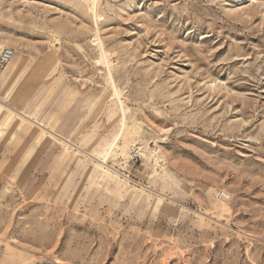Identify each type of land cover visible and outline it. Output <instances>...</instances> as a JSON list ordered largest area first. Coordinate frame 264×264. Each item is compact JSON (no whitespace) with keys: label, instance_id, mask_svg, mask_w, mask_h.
<instances>
[{"label":"rangeland","instance_id":"rangeland-1","mask_svg":"<svg viewBox=\"0 0 264 264\" xmlns=\"http://www.w3.org/2000/svg\"><path fill=\"white\" fill-rule=\"evenodd\" d=\"M0 45V264H264V0H0Z\"/></svg>","mask_w":264,"mask_h":264},{"label":"bare ground","instance_id":"bare-ground-1","mask_svg":"<svg viewBox=\"0 0 264 264\" xmlns=\"http://www.w3.org/2000/svg\"><path fill=\"white\" fill-rule=\"evenodd\" d=\"M94 1L95 0H93V2ZM91 10H92L93 16L95 18L98 17L97 8L94 5L92 6ZM96 39H97V36L94 35L93 42H95ZM0 48H2V45H0ZM15 58H16V52L13 50V55L11 56V58L9 59V61L6 63L7 66H6L5 70H7V71H12L13 70ZM55 83H56V80H46L44 82V86L45 87H52L53 85H55ZM6 111H9V114L6 115ZM4 115H6V116H4ZM16 115L17 114H16V111L15 110L9 109L4 104L0 103V123H2L3 125H5L6 122L8 123ZM20 119L27 121L26 117H20ZM126 127H127V125L125 123L120 124L119 125V128L116 131V133L112 137L111 141L109 143H107L106 146L102 150H100L98 153H96L95 156H92L91 155V157L95 158L96 161H97V163H96L97 169L99 171L103 172V174L111 175V173L114 172V170L112 169V167L104 168L102 165L103 164H106L107 161H108V159L111 156H113L114 154H116L115 149L117 147H121V146L118 145V141L123 136ZM132 139H133L132 142L133 143L134 142L137 143L139 145V149L142 150L143 149L142 135L139 132H135V133H133V138ZM144 156L146 158H148V159H150L151 157H154L155 158V161H156L157 158H158V151L157 152L151 151L148 154H144ZM61 240H62V234L59 233V234H57L56 241H61Z\"/></svg>","mask_w":264,"mask_h":264},{"label":"built area","instance_id":"built-area-1","mask_svg":"<svg viewBox=\"0 0 264 264\" xmlns=\"http://www.w3.org/2000/svg\"><path fill=\"white\" fill-rule=\"evenodd\" d=\"M12 55H13V49L8 48V47L2 48L0 50V66L5 65L9 61ZM130 158L131 159L137 158V152H132L130 155ZM219 196L220 198L224 200H227L230 198L229 194L226 193L225 191H221L219 193Z\"/></svg>","mask_w":264,"mask_h":264}]
</instances>
